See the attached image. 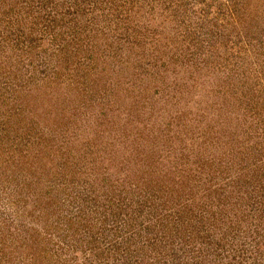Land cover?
<instances>
[{"label":"rangeland","instance_id":"rangeland-1","mask_svg":"<svg viewBox=\"0 0 264 264\" xmlns=\"http://www.w3.org/2000/svg\"><path fill=\"white\" fill-rule=\"evenodd\" d=\"M0 264H264V0H0Z\"/></svg>","mask_w":264,"mask_h":264}]
</instances>
